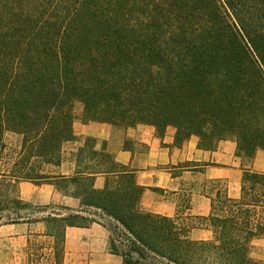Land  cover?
<instances>
[{"label":"trees","instance_id":"trees-1","mask_svg":"<svg viewBox=\"0 0 264 264\" xmlns=\"http://www.w3.org/2000/svg\"><path fill=\"white\" fill-rule=\"evenodd\" d=\"M77 104L85 123L174 127L178 143L197 136L208 151L233 138L254 159L264 151V0H0V226L28 207L10 203L8 187L53 183L47 168L75 140ZM95 158L78 153L80 166ZM98 159L103 190L83 169L56 183L74 185L84 206L48 219L58 257L66 228L100 223L124 264H264L253 257L264 173L247 170L237 199L220 190L200 219L211 238L195 241L177 219L142 212L135 175Z\"/></svg>","mask_w":264,"mask_h":264},{"label":"crops","instance_id":"crops-1","mask_svg":"<svg viewBox=\"0 0 264 264\" xmlns=\"http://www.w3.org/2000/svg\"><path fill=\"white\" fill-rule=\"evenodd\" d=\"M75 114V140L64 144L60 166L47 168L53 183L16 185V196L28 207H37L39 218L31 220L28 215L18 224L0 226V239H21L28 243L32 238L40 240L38 264H124L122 257L110 252V232L100 223L66 228L58 257V240L48 220L84 210L82 199L74 195L75 186L69 184L67 192L61 191L56 186L58 179L69 180L83 169L85 176L96 173L91 175L95 190L104 189L108 175L104 173L106 166L99 163V156H109L120 169L135 175L136 184L145 190L140 202L142 212L177 219L192 228L190 237L195 241L211 238L200 219L210 216L212 199L220 189L237 199L247 170L264 173V151L259 150L252 160L240 157L233 138L208 151L200 147L197 136L178 143L174 127L161 134L147 124L123 127L85 123L81 104ZM7 136L18 139L13 134ZM80 150L95 153L97 158L80 166ZM85 166L89 169L84 170Z\"/></svg>","mask_w":264,"mask_h":264},{"label":"rangeland","instance_id":"rangeland-1","mask_svg":"<svg viewBox=\"0 0 264 264\" xmlns=\"http://www.w3.org/2000/svg\"><path fill=\"white\" fill-rule=\"evenodd\" d=\"M78 108H80V104H77L75 109L78 112ZM16 140H13L11 137H6V143L8 146H11ZM244 158V157H243ZM7 188H5L6 191ZM10 191V203L11 200H14L16 196V189L8 187ZM223 193L224 191L220 189ZM4 196V194H3ZM0 203V209L4 208L5 206L9 205L5 203L4 199ZM9 202V201H8ZM14 205L10 204L9 211H12ZM39 210L37 207H23L22 212H20V216L22 218H28V215H31V220L35 218H39ZM8 213H1L0 217L7 216ZM35 215V216H34ZM34 217V218H33ZM8 218L6 217L1 224H6ZM264 240V239H262ZM40 240L32 238L31 243L26 242L25 240H4L0 239V264H38L39 261V254L38 251L40 246ZM253 257L255 259L264 261V241L260 242L257 240L254 243V251ZM41 263V262H40Z\"/></svg>","mask_w":264,"mask_h":264}]
</instances>
